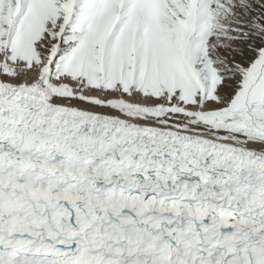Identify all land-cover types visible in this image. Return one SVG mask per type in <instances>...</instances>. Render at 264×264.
I'll return each mask as SVG.
<instances>
[{
	"label": "snow or ice",
	"instance_id": "snow-or-ice-1",
	"mask_svg": "<svg viewBox=\"0 0 264 264\" xmlns=\"http://www.w3.org/2000/svg\"><path fill=\"white\" fill-rule=\"evenodd\" d=\"M0 264H264V0H0Z\"/></svg>",
	"mask_w": 264,
	"mask_h": 264
}]
</instances>
